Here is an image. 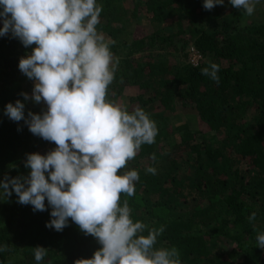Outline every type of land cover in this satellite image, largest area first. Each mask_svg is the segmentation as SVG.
I'll list each match as a JSON object with an SVG mask.
<instances>
[{"label":"trees","instance_id":"obj_1","mask_svg":"<svg viewBox=\"0 0 264 264\" xmlns=\"http://www.w3.org/2000/svg\"><path fill=\"white\" fill-rule=\"evenodd\" d=\"M97 3V31L112 42L118 59L107 99L118 102L127 86L136 87L129 111L142 108L158 128L155 143L142 145L120 170H137L140 177L132 196L121 193V206L128 201L134 222L164 226L156 247H176L181 264H264L256 240L264 232V12L259 20L243 21L229 0L210 11L204 0ZM33 45L25 47L11 33L0 37V181L25 177L26 154L49 142L4 114L17 100L25 104L26 118L35 114L21 95L29 78L18 66ZM189 48L202 54L196 65ZM210 62L219 65L218 84L201 74ZM178 99L207 131L199 129L196 114L179 116ZM17 201L14 192L0 196V264H37V246L47 249L39 264H74L102 247L71 218L62 232L47 228V200L43 212Z\"/></svg>","mask_w":264,"mask_h":264},{"label":"clouds","instance_id":"obj_2","mask_svg":"<svg viewBox=\"0 0 264 264\" xmlns=\"http://www.w3.org/2000/svg\"><path fill=\"white\" fill-rule=\"evenodd\" d=\"M229 2L251 16L259 0ZM223 4L204 0L203 8L210 11ZM0 6V37L11 33L25 47L37 45L18 66L35 81L31 99L47 105V111H29L26 118L25 104L17 100L6 105L4 114L14 122L23 120L33 135L57 145L46 155L26 154L30 174L5 176L0 196L14 192L17 202L31 205L34 212L46 211L47 200L52 209L47 228L62 232L71 218L85 235L96 238L102 247L74 264H181L176 247H156L164 226L134 222L128 201L121 206V193L132 196L140 177L137 170H120L142 145L155 143L158 128L142 108L129 111L127 105L107 99L118 59L111 52L112 42L97 31L102 5L97 0H0ZM218 72L219 65L211 62L201 69L217 84ZM145 171L156 174L154 167ZM255 218L253 212L249 220ZM256 240L264 249V232ZM33 252L39 264L47 249L37 246Z\"/></svg>","mask_w":264,"mask_h":264},{"label":"rangeland","instance_id":"obj_3","mask_svg":"<svg viewBox=\"0 0 264 264\" xmlns=\"http://www.w3.org/2000/svg\"><path fill=\"white\" fill-rule=\"evenodd\" d=\"M125 5L127 7H132L133 6V0H125ZM237 12L239 14H243L244 15V17L242 19L243 21H247L249 18H250V21L252 19H258L259 20V19H261L260 13L264 12V0H259V2L256 4L255 11H254V13L251 16L247 15L243 8L237 10ZM246 18H247V20H245ZM33 46L30 48V50L32 48L36 47V46L35 47H33ZM187 53H188L189 60L191 61V55L193 53L192 48H189ZM34 83H35V81L32 80V79L26 80L23 83V92L28 94L29 99L27 101L29 102V105H31V107L34 109L35 114H41L43 111H47V105L44 102H41V103L37 104L31 99ZM137 92H138V90H137L136 87L127 86L126 90L123 93V96L121 95L118 98V103H120L122 105H127L130 102V98L135 96ZM177 113L179 114V116H182V118L184 120H186L187 118L190 117V116H188L189 114H196L197 112H195V110L191 106H187V105L183 104L182 101L180 99H178V101H177ZM196 117H197L196 120H198L199 129H201L204 132L207 131L208 130L207 129V125L202 120L199 119L198 114H196ZM56 147H57V145L54 142L49 141L45 146H41L39 149H36L34 153H39L41 155H46L49 151L54 150ZM24 161H25V159L23 160V162ZM28 169L29 170L27 172H24V174H27L25 177H27L30 174V168H28ZM45 176H46V179H47L48 178V174L45 173ZM231 246L232 245L228 246V248H231ZM11 259L13 260L15 258L11 257Z\"/></svg>","mask_w":264,"mask_h":264},{"label":"built area","instance_id":"obj_4","mask_svg":"<svg viewBox=\"0 0 264 264\" xmlns=\"http://www.w3.org/2000/svg\"><path fill=\"white\" fill-rule=\"evenodd\" d=\"M192 51H193V53H192V55H191V62H192V64L196 65V64L199 63V61H200L202 55H201V53H200L198 50H196L195 48H192Z\"/></svg>","mask_w":264,"mask_h":264}]
</instances>
